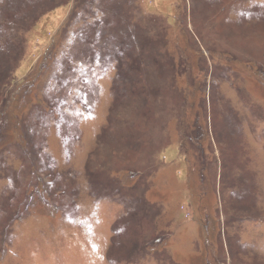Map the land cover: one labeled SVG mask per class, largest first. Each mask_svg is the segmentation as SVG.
<instances>
[{
    "label": "rangeland",
    "instance_id": "1",
    "mask_svg": "<svg viewBox=\"0 0 264 264\" xmlns=\"http://www.w3.org/2000/svg\"><path fill=\"white\" fill-rule=\"evenodd\" d=\"M256 71L264 0H0V264H264Z\"/></svg>",
    "mask_w": 264,
    "mask_h": 264
},
{
    "label": "trees",
    "instance_id": "2",
    "mask_svg": "<svg viewBox=\"0 0 264 264\" xmlns=\"http://www.w3.org/2000/svg\"><path fill=\"white\" fill-rule=\"evenodd\" d=\"M255 75H256L257 79L261 82V84L264 85V73L256 71ZM203 231H206V227L203 228ZM205 234H206V232H205Z\"/></svg>",
    "mask_w": 264,
    "mask_h": 264
},
{
    "label": "bare ground",
    "instance_id": "3",
    "mask_svg": "<svg viewBox=\"0 0 264 264\" xmlns=\"http://www.w3.org/2000/svg\"><path fill=\"white\" fill-rule=\"evenodd\" d=\"M14 61V60H13ZM32 146V145H31Z\"/></svg>",
    "mask_w": 264,
    "mask_h": 264
}]
</instances>
